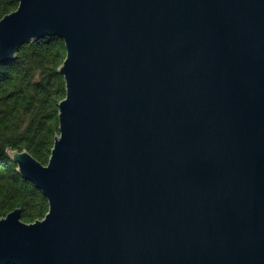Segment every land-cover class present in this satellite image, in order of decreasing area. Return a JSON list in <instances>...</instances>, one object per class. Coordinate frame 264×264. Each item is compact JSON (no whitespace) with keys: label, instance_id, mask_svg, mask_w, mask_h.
Returning a JSON list of instances; mask_svg holds the SVG:
<instances>
[{"label":"water","instance_id":"1","mask_svg":"<svg viewBox=\"0 0 264 264\" xmlns=\"http://www.w3.org/2000/svg\"><path fill=\"white\" fill-rule=\"evenodd\" d=\"M58 37L49 210L0 218V264H264V0H18L0 64Z\"/></svg>","mask_w":264,"mask_h":264},{"label":"trees","instance_id":"2","mask_svg":"<svg viewBox=\"0 0 264 264\" xmlns=\"http://www.w3.org/2000/svg\"><path fill=\"white\" fill-rule=\"evenodd\" d=\"M18 7V0H0V19ZM66 58L64 42L46 37L23 45L13 61L0 64V218L20 208L32 223L49 210L47 199L26 180L9 150L28 151L47 164L59 134V103L66 97L58 72Z\"/></svg>","mask_w":264,"mask_h":264}]
</instances>
